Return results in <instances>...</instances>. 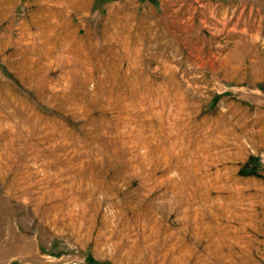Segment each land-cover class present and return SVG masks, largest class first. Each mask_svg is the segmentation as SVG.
<instances>
[{
    "label": "rangeland",
    "instance_id": "obj_1",
    "mask_svg": "<svg viewBox=\"0 0 264 264\" xmlns=\"http://www.w3.org/2000/svg\"><path fill=\"white\" fill-rule=\"evenodd\" d=\"M0 264H264V0H0Z\"/></svg>",
    "mask_w": 264,
    "mask_h": 264
},
{
    "label": "bare ground",
    "instance_id": "obj_2",
    "mask_svg": "<svg viewBox=\"0 0 264 264\" xmlns=\"http://www.w3.org/2000/svg\"><path fill=\"white\" fill-rule=\"evenodd\" d=\"M145 19V18H144ZM142 23V22H141ZM152 28V27H151ZM144 29V28H143ZM140 30V29H139ZM145 31V30H144ZM135 32V31H134ZM140 33V32H139ZM141 34V33H140ZM150 34V33H149ZM156 37V36H155ZM131 38V37H130ZM92 41V40H91ZM110 41V40H109ZM134 45V44H133ZM113 46V45H112ZM93 47V46H92ZM91 48V47H90ZM94 49V48H93ZM145 52V51H144ZM116 53V52H115ZM152 55V54H151Z\"/></svg>",
    "mask_w": 264,
    "mask_h": 264
}]
</instances>
